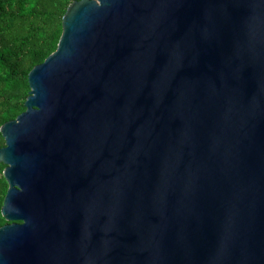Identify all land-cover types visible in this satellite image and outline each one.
Returning <instances> with one entry per match:
<instances>
[{
	"label": "water",
	"instance_id": "obj_1",
	"mask_svg": "<svg viewBox=\"0 0 264 264\" xmlns=\"http://www.w3.org/2000/svg\"><path fill=\"white\" fill-rule=\"evenodd\" d=\"M0 126V264H264V0H74Z\"/></svg>",
	"mask_w": 264,
	"mask_h": 264
},
{
	"label": "trees",
	"instance_id": "obj_2",
	"mask_svg": "<svg viewBox=\"0 0 264 264\" xmlns=\"http://www.w3.org/2000/svg\"><path fill=\"white\" fill-rule=\"evenodd\" d=\"M72 1L0 0V126L25 109L28 72L56 48L62 16ZM4 167L0 163V208L7 190ZM5 223L0 212V226Z\"/></svg>",
	"mask_w": 264,
	"mask_h": 264
}]
</instances>
